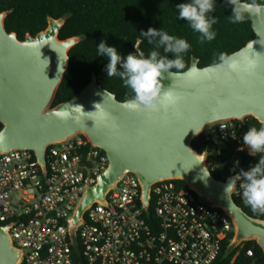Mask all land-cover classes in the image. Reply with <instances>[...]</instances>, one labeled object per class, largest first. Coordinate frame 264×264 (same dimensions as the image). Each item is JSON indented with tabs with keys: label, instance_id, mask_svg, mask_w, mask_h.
<instances>
[{
	"label": "water",
	"instance_id": "1",
	"mask_svg": "<svg viewBox=\"0 0 264 264\" xmlns=\"http://www.w3.org/2000/svg\"><path fill=\"white\" fill-rule=\"evenodd\" d=\"M10 12L0 13V133L4 137L0 153L33 151L46 170L48 147L81 134L109 157L107 169L77 205L70 230L73 238L86 210L96 201L106 202L108 190L132 172L140 180L147 207L153 184L182 180L205 202L228 213L236 227L230 252L246 241H255L264 252V219L251 217L237 204L232 196L236 184L225 193L229 178L218 180L206 166L207 153L192 146L206 128L220 122L244 123L254 117L264 124V16L245 14L255 36L228 55L240 63L239 70H230L222 62L201 67L199 59L193 58L181 72L188 75L163 74V90L177 97L174 105L158 113H137L103 88L95 73L75 97L54 106L70 51L82 37L59 38L67 20L63 16L48 17L47 29L21 40L6 28ZM140 45L138 40L136 49L143 53ZM250 58L257 60L255 68L245 67ZM9 229L10 225L0 224V264H20L22 251Z\"/></svg>",
	"mask_w": 264,
	"mask_h": 264
},
{
	"label": "built area",
	"instance_id": "2",
	"mask_svg": "<svg viewBox=\"0 0 264 264\" xmlns=\"http://www.w3.org/2000/svg\"><path fill=\"white\" fill-rule=\"evenodd\" d=\"M242 130V122L224 121L203 133L207 140L236 143L237 152L252 155L241 143ZM205 152L214 175L216 160ZM108 158L81 134L48 147L46 170L33 151L0 153V224L10 225L22 251L20 264L215 263L235 236V224L224 209L178 180L153 184L147 207L138 176L125 173L108 190L106 202L96 201L86 210L73 238L77 205L107 169ZM239 183L232 196L244 202ZM247 254L253 256L250 250Z\"/></svg>",
	"mask_w": 264,
	"mask_h": 264
},
{
	"label": "trees",
	"instance_id": "3",
	"mask_svg": "<svg viewBox=\"0 0 264 264\" xmlns=\"http://www.w3.org/2000/svg\"><path fill=\"white\" fill-rule=\"evenodd\" d=\"M185 2L190 0H0V13L11 11L5 20L6 28L10 33L16 32L21 40L27 35L36 36L47 29L48 17L59 19L63 16H66L67 20L60 30L59 38L64 40L82 37L70 51L69 67L59 86L54 106L75 97L90 83L94 73L103 88L113 92L119 101L125 102L134 98V92L124 86L120 77L107 76L106 65L109 60L97 53L101 40L106 41L108 46L115 47L122 57L130 53L139 55L136 44L141 40L140 47L145 57L156 50L161 56L173 59L172 53H165L163 48H157L155 43L149 44L147 38L140 34L149 28L162 29L169 35L187 40L191 45L189 51L182 54L186 65L182 72L190 67L193 58L199 59L201 67L218 64L221 62L220 53L228 56L254 38L251 21L247 17L243 23L232 24L229 21L231 6L226 0H214L215 11L209 15L218 19V23L213 25L216 38L201 44L200 34L194 31L186 20L178 19L179 10L176 5ZM257 2L264 3V0ZM119 67L118 65V70ZM261 126L264 124L259 123L256 118L247 117L243 123L241 143L243 144V135L249 128L259 129ZM2 128L0 123V130ZM192 146L199 153L207 151L215 158L218 173H214V176L222 181L223 174L230 178L241 169L248 171L264 155L259 153L254 156L245 151L237 152L236 143H224L214 138L207 140L204 133L193 140ZM178 182L187 188L185 182ZM235 201L251 217L264 219V214L253 212L245 202L238 199ZM232 238L233 236L225 242L221 255L214 264H264V252L255 241L243 242L230 252ZM248 250L253 252V256L247 254Z\"/></svg>",
	"mask_w": 264,
	"mask_h": 264
},
{
	"label": "clouds",
	"instance_id": "4",
	"mask_svg": "<svg viewBox=\"0 0 264 264\" xmlns=\"http://www.w3.org/2000/svg\"><path fill=\"white\" fill-rule=\"evenodd\" d=\"M226 2L231 6L229 21L232 24L243 23L246 13L257 17L264 16V3H258L257 0H251V2L248 0H226ZM176 7L179 10L178 19L186 20L190 27L200 34L201 44L206 41L211 42L216 38L213 25L218 23V19L209 15L215 11L214 0H190V2L178 4ZM140 34L147 38L149 44L155 43L157 48L162 47L165 53H172L174 58L169 59L161 56L156 50L151 51L147 57L143 53L139 55L130 53L126 57H122L115 47L108 46L104 40H101L97 46V53L109 60L106 65L107 76L120 77L124 86L131 88L134 92V98L124 102V106L128 110L137 113H158L162 109L174 105L177 101V97L172 91L163 90L161 83L164 78L163 74L167 73L172 77L189 74L181 73V70L186 67L182 54L187 53L191 45L187 40L169 35L162 29L149 28L146 32L141 31ZM219 60L230 70L235 71L241 68L238 61L228 57L225 53L219 54ZM118 65L120 66L119 70ZM256 66L257 60L250 58L245 67L255 68ZM171 69L176 71L171 72ZM60 115L63 116L64 113H60ZM3 139V134L0 133V142ZM243 144L248 147L252 155L264 154V126L259 129L249 128L243 135ZM238 150L243 151L244 149ZM236 165H239L238 160ZM238 181H240L239 187L243 190L244 202L250 206L253 212L264 214V155L248 171L241 169L235 176L230 177L225 187V193L231 192Z\"/></svg>",
	"mask_w": 264,
	"mask_h": 264
}]
</instances>
